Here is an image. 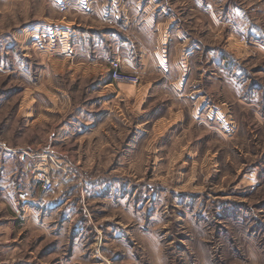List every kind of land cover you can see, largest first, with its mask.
Listing matches in <instances>:
<instances>
[{"label":"rangeland","instance_id":"obj_1","mask_svg":"<svg viewBox=\"0 0 264 264\" xmlns=\"http://www.w3.org/2000/svg\"><path fill=\"white\" fill-rule=\"evenodd\" d=\"M121 1L169 22L167 54H204L190 104L161 75L120 84L70 59L69 22L102 28ZM43 142L61 154L50 192L46 156L5 153ZM70 221L88 231L77 264H264V0H0V264H74Z\"/></svg>","mask_w":264,"mask_h":264},{"label":"crops","instance_id":"obj_2","mask_svg":"<svg viewBox=\"0 0 264 264\" xmlns=\"http://www.w3.org/2000/svg\"><path fill=\"white\" fill-rule=\"evenodd\" d=\"M111 2H113V0H111ZM118 8V11L121 12L119 18L104 19L102 17L98 20V23L102 26V28H94L91 26L83 31L79 30V24L73 21L69 22V39L70 43L74 45V50H72V53L70 52L69 54L70 59L84 57L85 60H91V62H93L92 64L99 62L102 68L106 70V76L109 80L110 78L107 68L108 63L111 60L119 59L121 61V69L125 72L136 74L139 77L141 76L146 79L154 74L161 75L164 78V80H162L164 82L160 87L168 86L173 93V97L176 98L177 101L181 102L180 104L182 106H186L188 103L190 104L191 101L189 97L195 96L196 94L194 93L201 91L202 89L197 88L195 90V88H191L194 84L190 83L189 76L192 75V72H194V60L199 58V55L202 57L204 54H181L180 50L176 51V54H167L166 52L169 48L171 35L167 33L168 26H171L169 22H167V24L159 22L156 18V12L154 13V16L151 17L149 13H147V17L142 15L143 17H140V19L129 17L123 1H121L120 4L118 2ZM141 27H144V29H141ZM142 30H144V33L146 34L149 32L153 33L154 43L152 41V45L139 39L138 33H141L139 31ZM76 42H78L79 49H81V51H78ZM173 49L176 50L177 48ZM211 55L214 56V54ZM212 63L216 64L215 59ZM217 70L218 69H216V71ZM211 75L215 76V72L211 73ZM169 76L172 78L171 81L168 79ZM149 84L150 86L154 85L152 82ZM103 86H105V84ZM198 103H201V99L197 100L196 98L190 112L191 116L195 114V111L199 106ZM83 113L86 115L84 117L85 120H93L91 110L84 111ZM174 114H178V112H175ZM74 122H76V120ZM55 140L61 141L59 134L56 135L54 141ZM5 153L20 154L19 161L23 159L24 156L29 157L31 153L37 157L46 155H54L57 157L61 155L60 152H57L56 146H54L51 142H43L35 146L13 147L11 149H5ZM81 215L83 216V214ZM74 218H76V216H73L70 219ZM83 218L86 219L85 216H83ZM84 224L86 225V228H89L87 221H85ZM75 227L76 224H74L73 221H70L65 234L70 235L74 239L72 242L73 244L71 243L72 257H70L71 259L69 261H75L74 264H77V256L82 255V253H78L79 249L77 236L81 237L83 231L85 233L88 231L85 230V227L80 231L78 227ZM96 232L100 235V239L103 240V235L100 234L101 232L99 230ZM84 238L86 242L82 243V248L84 247L86 252H90L92 254L90 255L92 258L102 260L103 258H100L101 252L104 253L105 251L101 249L99 250V238H94L95 243H89L90 241L86 238V236ZM87 244L88 247H86ZM91 261L93 260L91 259ZM58 264L63 263L58 260Z\"/></svg>","mask_w":264,"mask_h":264},{"label":"built area","instance_id":"obj_3","mask_svg":"<svg viewBox=\"0 0 264 264\" xmlns=\"http://www.w3.org/2000/svg\"><path fill=\"white\" fill-rule=\"evenodd\" d=\"M108 72L109 78L112 82L136 85L140 81V77L138 75L125 72L121 69V61L119 59L111 60L108 63ZM46 159H48L52 164L43 162L38 163L35 169L34 179L43 191L50 192L52 190V179L50 178L48 168L54 165L57 169H59V166L54 163L53 158L48 156Z\"/></svg>","mask_w":264,"mask_h":264}]
</instances>
